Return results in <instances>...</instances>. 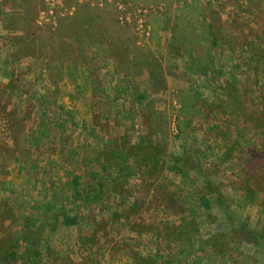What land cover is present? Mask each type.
Masks as SVG:
<instances>
[{"label":"rangeland","instance_id":"374dc122","mask_svg":"<svg viewBox=\"0 0 264 264\" xmlns=\"http://www.w3.org/2000/svg\"><path fill=\"white\" fill-rule=\"evenodd\" d=\"M247 1L219 5L236 15L232 35L213 32L215 57L192 55L193 32L177 25L165 41L174 0H0V264H134L156 251L157 264H264V129L229 119L264 110V59L243 74L264 49V0ZM229 87L244 100L228 118L216 104ZM143 138L165 156L158 176L152 161L137 168ZM174 159L181 175L168 172ZM112 165L124 179L103 172ZM186 220L200 251L173 231Z\"/></svg>","mask_w":264,"mask_h":264},{"label":"trees","instance_id":"16d2710c","mask_svg":"<svg viewBox=\"0 0 264 264\" xmlns=\"http://www.w3.org/2000/svg\"><path fill=\"white\" fill-rule=\"evenodd\" d=\"M254 3L252 2V0L250 1H247V5L248 7L250 8V10L252 9V5ZM252 11V10H251ZM264 13V12H263ZM262 13V14H263ZM262 23V22H261ZM235 22L233 23L232 26H235L234 25ZM257 24V27L258 28L257 30L255 29V32H254V35L255 36H258L257 38L264 41L263 38H259L262 34L264 35V25H260L258 23ZM232 33L235 32V28L233 30ZM237 32V31H236ZM228 35H232L230 33H228ZM235 35V33H234ZM247 35L249 34H246L245 32H242L241 33V36H238L240 38V40L242 42H244L246 45H249V47L251 46V44L253 43L252 40H250V42L248 43L247 41ZM251 35V34H250ZM227 38V36H226ZM256 41V39H254ZM247 41V42H246ZM247 48V46H243V49ZM205 54L207 56L208 53H213L214 54V49L211 48V47H206L205 49ZM262 59H264V49H253V53L250 55V58H249V63L247 64L250 68H245L244 71H243V74H247L246 71H250V73H259L260 71V65H261V62H262ZM212 69L215 70L214 67H212ZM216 69L219 70L218 74L221 75V73H223L222 69L220 70L219 68H217L216 66ZM216 76V74H214ZM250 77V76H249ZM250 79H252V77H250ZM247 78L245 80V83L247 84ZM231 87H229L227 90H225L226 93H229V89ZM237 92L235 93L234 91L230 92L229 93V96H227V99L225 100H222L220 102V104H216L217 107L219 108H222V110L224 109V107H227L228 105L230 104H234V100H240V99H243V94H238L236 95ZM197 95V94H196ZM197 98V96H196ZM244 100V99H243ZM258 105V104H257ZM226 110L224 109V115L229 118L228 114L225 112ZM252 112V113H251ZM250 113L253 114V116H250ZM232 116H230V120L232 119L235 123L234 127H238L239 126V122H241V124L243 125V127L245 125H256L258 122L264 129V110L261 109V108H257V109H254V110H251L250 107L248 106H241L238 107V108H233V113L231 114ZM181 130V129H180ZM146 140H144V138L142 140H139L138 143L140 148L142 149V151L140 152V154L136 155V161H137V168L140 167V165L144 164V163H147L148 161H152V165H151V169H149V175L151 177V175H154V176H158L159 172H161L163 170V167H164V164L166 163V160H165V156L164 155H161V154H153L150 150V143H146L145 142ZM237 142H241L240 141V138H237ZM119 153H121L120 151H123V150H120L118 149L117 150ZM201 152L197 149L195 150V155L197 157H201ZM173 159V158H172ZM147 161V162H146ZM181 160L180 159H174L172 160L171 162V166H169L168 168V172L169 173H174V174H178V175H181L182 174V170L185 169L183 167L180 166V164L178 162H180ZM106 165H110V163L106 164ZM104 163H103V167L106 166ZM115 166V165H114ZM114 166L112 165L111 169H107V168H103V172L106 173L107 175H109L110 177L112 178H116L115 182H119V179L123 178L122 177V171L119 172V170L117 168H114ZM134 175L133 171L130 170V173L127 174L125 177H130ZM124 179V178H123ZM115 182L113 183V185H110L109 188H108V196H110V194L112 193L113 189L112 187H121L122 188V185L119 184V185H116ZM244 183L245 185L242 187V189H240L238 191L239 193V196L241 199H243V201L245 203H253L254 202V199H255V190L254 188L252 187V184L249 180H244ZM115 184V185H114ZM99 188H98V191L102 192V193H106V188L105 187V183L103 182H98V184H96ZM221 197H218V199H220ZM199 200V198H198ZM194 201V204L193 206L194 207H197V206H200V201ZM201 200V199H200ZM184 222V221H183ZM196 224H195V221L193 220H186L185 223L183 225H179V229L177 228H173V231H182V235L184 237H186L190 243V241H193V240H198L197 243H198V246H197V251H200L201 250V243H202V240L200 239V235H199V230L195 227ZM241 233H243L245 235V233H247V226H243V228L240 230ZM171 236H174L173 234L170 235V238ZM224 236V235H221V237ZM196 237V238H194ZM179 239V238H178ZM260 241L264 242V238H260ZM33 253L35 254V256H38V255H41V253L39 254L36 251H33ZM10 257V258H14L16 259V254H10V252L6 255V257L4 258L3 261H6L7 258ZM157 259H162L160 257V252L159 251H156V254H152L151 256H139L136 261H134V264H157L158 263V260ZM166 260V259H165ZM25 264H29V263H25Z\"/></svg>","mask_w":264,"mask_h":264},{"label":"crops","instance_id":"0c3cea01","mask_svg":"<svg viewBox=\"0 0 264 264\" xmlns=\"http://www.w3.org/2000/svg\"><path fill=\"white\" fill-rule=\"evenodd\" d=\"M155 1H157V3L162 2L166 6H170L169 4H173V2L168 3L169 1L173 0ZM224 1L227 0H174L175 3L173 4V7L168 8L172 10V22L171 27L165 29L170 32L168 33V37L165 41L172 40L175 37V34H172L171 31L174 30L175 25H177L179 29L193 32V35L189 38L191 42L189 43V45H187L190 46V52H192V55L194 54V50H192V48H213V32L223 24L225 25L226 32L229 33L234 21V16L236 15L233 5L230 7L228 6L227 8L219 7V5ZM183 7L190 8V11H187L184 14L181 13ZM199 29H201L204 33V37H201V40L204 38L205 41H201L199 36H197V31H200ZM201 42L204 43L202 44ZM183 54L184 53L181 52V56ZM214 56L218 57L217 53H214Z\"/></svg>","mask_w":264,"mask_h":264}]
</instances>
